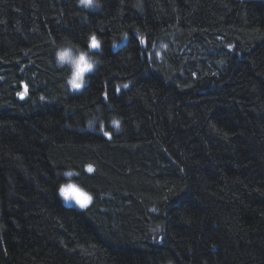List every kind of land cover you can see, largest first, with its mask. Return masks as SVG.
Returning a JSON list of instances; mask_svg holds the SVG:
<instances>
[{
    "label": "trees",
    "instance_id": "trees-1",
    "mask_svg": "<svg viewBox=\"0 0 264 264\" xmlns=\"http://www.w3.org/2000/svg\"><path fill=\"white\" fill-rule=\"evenodd\" d=\"M0 264H264V0H0Z\"/></svg>",
    "mask_w": 264,
    "mask_h": 264
},
{
    "label": "clouds",
    "instance_id": "clouds-1",
    "mask_svg": "<svg viewBox=\"0 0 264 264\" xmlns=\"http://www.w3.org/2000/svg\"><path fill=\"white\" fill-rule=\"evenodd\" d=\"M77 4L86 11L98 12L103 7V0H77ZM126 41L127 37L122 36L120 41L113 43L112 51L118 52L121 42L126 43ZM102 45V39L91 33L87 49L78 46L71 39L62 41L56 47L55 66L58 69L68 70L66 85L69 92L74 93L87 87L89 75L101 66V59L93 52L101 50ZM113 126L119 131L118 121H113ZM60 175L63 177V182L58 186L57 193L65 206L72 204L80 206L92 199L91 193L74 179L78 175L75 169H64Z\"/></svg>",
    "mask_w": 264,
    "mask_h": 264
},
{
    "label": "snow or ice",
    "instance_id": "snow-or-ice-1",
    "mask_svg": "<svg viewBox=\"0 0 264 264\" xmlns=\"http://www.w3.org/2000/svg\"><path fill=\"white\" fill-rule=\"evenodd\" d=\"M125 87H127V85H125ZM21 98H23V97H21ZM104 134H105L106 136H109V133H108V132H105ZM92 171H93V168H92V167H89V168H88V172L91 173ZM90 202H91V200H89L87 203H83V204H81L80 207H81V208H87Z\"/></svg>",
    "mask_w": 264,
    "mask_h": 264
},
{
    "label": "rangeland",
    "instance_id": "rangeland-1",
    "mask_svg": "<svg viewBox=\"0 0 264 264\" xmlns=\"http://www.w3.org/2000/svg\"><path fill=\"white\" fill-rule=\"evenodd\" d=\"M95 51V50H94ZM77 92H79V91H77ZM75 93V92H74ZM111 136V134H109V136H107V137H110ZM90 204V203H89ZM89 206V205H88ZM69 207H75V208H77V209H81V210H83V209H86V208H81L80 206H77V205H75V204H72V205H69Z\"/></svg>",
    "mask_w": 264,
    "mask_h": 264
}]
</instances>
